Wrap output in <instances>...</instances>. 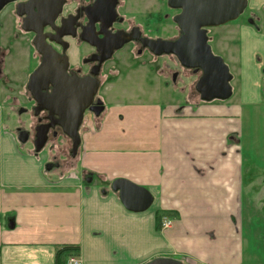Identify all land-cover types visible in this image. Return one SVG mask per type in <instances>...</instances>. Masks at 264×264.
I'll return each mask as SVG.
<instances>
[{
	"label": "crops",
	"instance_id": "obj_1",
	"mask_svg": "<svg viewBox=\"0 0 264 264\" xmlns=\"http://www.w3.org/2000/svg\"><path fill=\"white\" fill-rule=\"evenodd\" d=\"M242 39L238 103L136 99L142 88L134 93L113 78L104 114L84 123L77 154L63 169L45 171L46 158L20 150L2 132L0 113V264H54L57 247L69 244L79 246L83 264L155 257L264 264L245 252L240 234L242 191L252 187L239 179L236 106L258 101L249 51L257 37L245 30ZM117 178L145 187L152 204L140 212L125 208L111 188ZM158 211L174 212L172 227L156 228Z\"/></svg>",
	"mask_w": 264,
	"mask_h": 264
},
{
	"label": "flooded vegetation",
	"instance_id": "obj_2",
	"mask_svg": "<svg viewBox=\"0 0 264 264\" xmlns=\"http://www.w3.org/2000/svg\"><path fill=\"white\" fill-rule=\"evenodd\" d=\"M26 1L28 0L8 3L0 12L7 6H11L7 13L18 29L15 31L16 37L23 41L27 48V55L33 62L31 70L27 73L23 91L16 89L19 95L11 94L6 96V100L10 106H19L18 114L30 115L28 129L15 127L17 133L15 140L18 144L30 145L35 155H39L50 142L60 137L70 141V156L74 158L77 154L76 152L74 156L72 155V141L57 124L56 113H50V110L41 109L40 106H80L90 98L83 111L80 132L87 120L98 121L104 114L106 110L104 91L107 84L121 75L120 70L126 64L151 66L157 62L158 58L170 57L175 59L183 72L191 71L197 75V78L201 74L199 69L182 66L175 55H156L149 47L150 40L158 38L174 40L180 35L177 25L176 32L172 35L159 33L157 24L162 21V18L155 12V0H63L59 7H57V0H36L33 9L30 6H20L19 11L23 14L18 15L17 4ZM167 7L173 11L171 15L173 20L180 9L171 8L168 5ZM53 12L55 15L50 20L49 15ZM26 17L35 20V26L39 29L41 51L33 44L37 33L25 31L22 28ZM245 30L249 33L253 32L257 37L255 40L257 44L254 45L253 50L249 49V51L255 69V71L251 70V74L255 75L252 84L258 93V101L241 105L258 106L261 95L264 96V0H246L237 18L206 28L208 43L215 42L214 46L219 52L213 53L224 57L222 58L232 75L230 81L232 95L234 92L237 93L232 81L237 80L240 90L243 89L242 69L245 49L242 37ZM119 44L121 45L117 47ZM8 54L9 50L0 44V76L7 66ZM40 65L44 66V70L36 81L35 87L40 89L36 92L37 98H35L29 89L28 82L31 73ZM171 72L173 80H176L178 70ZM75 89L79 91V93L76 92L79 97L71 94V90ZM56 90L62 91V96L51 97ZM196 93L198 94L197 91ZM44 128L47 129V140L43 148L36 153V134ZM20 131L26 132L25 136L23 135L25 141L18 140L17 135ZM61 152V148L57 149V153ZM44 164L45 171L63 169V163L58 160L56 154L52 159L45 160ZM47 165L49 168H46ZM164 217L168 216L163 215L161 220Z\"/></svg>",
	"mask_w": 264,
	"mask_h": 264
},
{
	"label": "rangeland",
	"instance_id": "obj_3",
	"mask_svg": "<svg viewBox=\"0 0 264 264\" xmlns=\"http://www.w3.org/2000/svg\"><path fill=\"white\" fill-rule=\"evenodd\" d=\"M155 5V12L162 18V21L157 24L159 33L172 35L173 32H176V24L171 17L173 11L167 7L166 0H155ZM9 8L11 6H7L0 12V44L9 50L7 66L0 76V113L2 132L13 135L15 138L17 134L15 127L20 126L23 129H28L31 118L28 114H18L19 106H10L6 99L11 94L19 95V89L23 91L27 73L31 70L33 62L27 55V48L23 41L16 37L15 31L18 29L7 13ZM214 43H210L212 51L219 53ZM173 70L179 72L176 80H173L171 72ZM120 73L116 85L134 91V93L139 92L140 88L145 91V93L139 94L136 99L149 100L153 98L152 101H160L164 104H178V102L185 104L187 98L188 101L200 100L194 89L197 75L191 71L183 72L174 58H158L157 62L151 66L129 63L121 68ZM232 85L234 89L236 88L237 93H233L229 102L236 104L241 97L240 93L243 94V89L240 90L237 80L232 81ZM236 107L237 113L241 114L238 115L240 126L237 129V136L233 137L234 144L239 148L237 153L241 154L239 179L242 183L251 184L252 187L244 188L242 191L243 214L240 221V234L246 241L245 252L252 254L258 263H264V96L261 95L258 106ZM17 145L20 150L37 156V158L39 156L41 159L46 158V161L52 159L56 154L58 160L63 163L62 168L70 166L74 160L69 154L70 141L65 137L54 139L39 155L33 153L30 145L18 143ZM60 148L62 152L57 153V149ZM163 215L172 219L175 216L174 212H165Z\"/></svg>",
	"mask_w": 264,
	"mask_h": 264
},
{
	"label": "water",
	"instance_id": "obj_4",
	"mask_svg": "<svg viewBox=\"0 0 264 264\" xmlns=\"http://www.w3.org/2000/svg\"><path fill=\"white\" fill-rule=\"evenodd\" d=\"M14 1L17 0H0V10L6 4ZM35 1L19 2L16 6L17 14H23L19 11L20 6H30L33 9ZM61 1L63 0L56 1L57 7H59ZM245 3L246 0H167L169 7L180 9V12L173 17L174 23L180 30V35L174 40L158 38L148 42L149 47L156 55L173 54L182 66L201 71L195 82V90L202 101L226 100L232 95L230 84L232 75L223 58L213 53L208 43L206 28L237 18L242 12ZM54 15L55 12L49 15L50 20ZM23 23V30L37 33L33 44L40 50L39 29L35 26V20L26 17ZM43 70L44 66L40 65L29 77L28 86L35 98H37L36 92L40 89L35 87L36 81ZM63 90V92L66 91L64 88ZM71 91L74 96L78 95L76 92L79 93L76 89ZM59 95L62 96V91L56 90V93H53L51 97ZM76 97H79V95ZM89 99H86L80 106H40L41 109L50 110V113H56L58 117L57 124L72 141L71 151L73 156L76 154L80 144L79 126L82 122L83 111L87 107L85 105ZM25 134L26 132L20 131L17 135L18 140L25 141ZM46 140L47 129L44 128V130L36 134V153L43 148ZM46 168H49L48 165ZM111 188L119 193L120 201L128 210L140 212L146 210L152 204L153 197L145 187L136 185L126 179H115L111 184ZM9 225L12 226V222ZM144 264L183 263L173 257H155Z\"/></svg>",
	"mask_w": 264,
	"mask_h": 264
},
{
	"label": "trees",
	"instance_id": "obj_5",
	"mask_svg": "<svg viewBox=\"0 0 264 264\" xmlns=\"http://www.w3.org/2000/svg\"><path fill=\"white\" fill-rule=\"evenodd\" d=\"M162 216H163V213L159 211L156 213L155 218H156V228L157 229L161 228V222H162L161 217ZM72 254H77V255L79 254L78 245L69 244V245H62V246L57 247L55 251L54 264H65L67 257Z\"/></svg>",
	"mask_w": 264,
	"mask_h": 264
},
{
	"label": "built area",
	"instance_id": "obj_6",
	"mask_svg": "<svg viewBox=\"0 0 264 264\" xmlns=\"http://www.w3.org/2000/svg\"><path fill=\"white\" fill-rule=\"evenodd\" d=\"M173 226V221L171 218L164 217L162 218L161 227L162 228H170ZM65 264H83L81 259L79 258V255L72 254L67 257Z\"/></svg>",
	"mask_w": 264,
	"mask_h": 264
}]
</instances>
